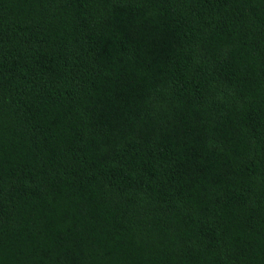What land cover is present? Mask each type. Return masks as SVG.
I'll return each mask as SVG.
<instances>
[{
    "label": "trees",
    "instance_id": "16d2710c",
    "mask_svg": "<svg viewBox=\"0 0 264 264\" xmlns=\"http://www.w3.org/2000/svg\"><path fill=\"white\" fill-rule=\"evenodd\" d=\"M0 264H264V0H0Z\"/></svg>",
    "mask_w": 264,
    "mask_h": 264
}]
</instances>
